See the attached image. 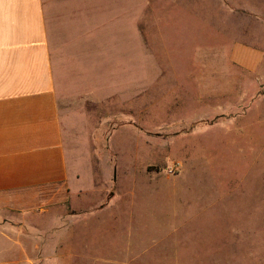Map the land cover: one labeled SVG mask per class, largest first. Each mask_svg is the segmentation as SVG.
I'll return each instance as SVG.
<instances>
[{
	"label": "rangeland",
	"instance_id": "obj_1",
	"mask_svg": "<svg viewBox=\"0 0 264 264\" xmlns=\"http://www.w3.org/2000/svg\"><path fill=\"white\" fill-rule=\"evenodd\" d=\"M118 3L111 23L131 32L127 55L126 36L137 40L142 74L127 89L114 74L109 89L97 83L95 97L63 107L71 191L85 192L65 206L55 264H264V99L194 87L202 73L253 76L230 47L259 44L264 26L249 13L264 0Z\"/></svg>",
	"mask_w": 264,
	"mask_h": 264
},
{
	"label": "crops",
	"instance_id": "obj_2",
	"mask_svg": "<svg viewBox=\"0 0 264 264\" xmlns=\"http://www.w3.org/2000/svg\"><path fill=\"white\" fill-rule=\"evenodd\" d=\"M120 1L0 0V264H55L60 257L65 206L80 207L77 196L85 192L71 191L63 107L76 97H95L97 83L109 89L114 74L124 89L142 74L137 40L126 36L128 60L123 39L131 32L111 23L113 12L123 9ZM255 12L247 13L264 26V13ZM258 43L230 47L231 62L253 76L198 74V95L264 99V36ZM47 213L50 224L27 222ZM51 226L54 234L35 238L34 231Z\"/></svg>",
	"mask_w": 264,
	"mask_h": 264
}]
</instances>
